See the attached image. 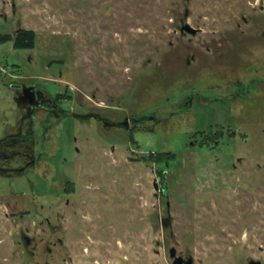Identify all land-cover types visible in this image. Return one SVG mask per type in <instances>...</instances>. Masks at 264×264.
Instances as JSON below:
<instances>
[{
	"label": "rangeland",
	"instance_id": "obj_1",
	"mask_svg": "<svg viewBox=\"0 0 264 264\" xmlns=\"http://www.w3.org/2000/svg\"><path fill=\"white\" fill-rule=\"evenodd\" d=\"M0 34V139L46 99L0 264H264V0H0Z\"/></svg>",
	"mask_w": 264,
	"mask_h": 264
},
{
	"label": "flooded vegetation",
	"instance_id": "obj_2",
	"mask_svg": "<svg viewBox=\"0 0 264 264\" xmlns=\"http://www.w3.org/2000/svg\"><path fill=\"white\" fill-rule=\"evenodd\" d=\"M32 100L33 101L31 103V108H30L31 110L29 109V112L27 113L26 118L22 119L21 124H20L21 126L19 127L18 133L13 134V135H7L5 138L0 139V159L1 158H4L6 160L9 159L10 156H9V153L7 152V149H12V147L16 145L24 146L33 141L34 139L33 130L31 128L28 130H25L24 125L27 122L26 121L27 118L34 116V112L36 111V108L37 109L46 108L44 107V104L46 103L45 101L46 99L43 94H37L36 96H34ZM41 154H43V151H41ZM19 172L22 173L23 171L19 170ZM47 223L49 226H51L50 221H48Z\"/></svg>",
	"mask_w": 264,
	"mask_h": 264
},
{
	"label": "trees",
	"instance_id": "obj_3",
	"mask_svg": "<svg viewBox=\"0 0 264 264\" xmlns=\"http://www.w3.org/2000/svg\"><path fill=\"white\" fill-rule=\"evenodd\" d=\"M13 37L9 34H0V42L12 41ZM36 34L34 31L20 29L14 39V46L18 49H33L35 47Z\"/></svg>",
	"mask_w": 264,
	"mask_h": 264
},
{
	"label": "water",
	"instance_id": "obj_4",
	"mask_svg": "<svg viewBox=\"0 0 264 264\" xmlns=\"http://www.w3.org/2000/svg\"><path fill=\"white\" fill-rule=\"evenodd\" d=\"M182 33H188L195 36L198 33V30L193 28L191 25L186 24L181 29ZM171 256L174 258V264H193V259H189L187 262L183 258L177 257V252L175 249L170 251ZM250 264H262L260 261H252Z\"/></svg>",
	"mask_w": 264,
	"mask_h": 264
}]
</instances>
